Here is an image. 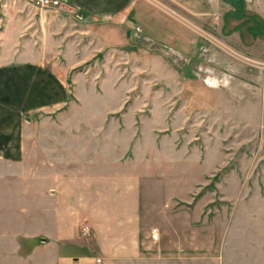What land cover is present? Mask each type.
I'll list each match as a JSON object with an SVG mask.
<instances>
[{"label":"rangeland","instance_id":"obj_1","mask_svg":"<svg viewBox=\"0 0 264 264\" xmlns=\"http://www.w3.org/2000/svg\"><path fill=\"white\" fill-rule=\"evenodd\" d=\"M140 1L192 34L197 56L181 54L171 46H157L135 25L134 30L140 28L141 36L134 37L127 48L141 53L142 59L107 60V53L101 51L81 59V65L71 70L66 69L68 60L62 57L49 60V66L65 68L57 71L65 77L69 100L77 97L115 103L126 98L152 104L166 102L142 107L146 114L141 129L145 140L139 149L130 152L145 163L141 171L143 254L147 260H155L147 264H173V244L181 249L190 247L195 260L206 257L218 245L220 249L222 238L227 253L223 260L239 258V253L246 256L255 248L258 253L250 257L264 259V253H259L260 248L264 249V35L258 38L257 45L252 42V51L239 48L233 42L225 43L214 28L179 9L173 7L170 13L164 0ZM243 1L252 11L245 8L247 15L241 18V31L246 39L253 40L247 34L253 26L249 18L255 15L264 20V0ZM78 43L82 46L85 42L80 38ZM256 47L259 53L254 55ZM221 56H226L227 64ZM121 66L124 70H109ZM92 81L97 93L87 84ZM186 98L195 100L191 137L199 153L194 154L193 162L176 164L173 128L177 124L173 110L180 107L168 102ZM203 101L210 105L209 113H203ZM39 115L24 116L29 121L23 119L22 124L13 119L8 122L11 130L25 134L17 153L0 154V264H78L72 258L82 255L80 249L70 247L59 256L54 246L44 243L43 229L54 235L60 221H45L42 215L47 195L41 167L37 166L41 161L40 137L35 139V135L31 140L29 135L31 131H41ZM186 124L185 119L179 121L182 144L186 141ZM154 126L162 127L156 131L157 139L149 132ZM26 132L29 139L25 138ZM15 156L18 160L12 158ZM31 165L35 170H28ZM152 229H157V240L150 237ZM232 244L236 246L232 248ZM231 248L240 252L229 253ZM94 255L95 252L92 259Z\"/></svg>","mask_w":264,"mask_h":264},{"label":"crops","instance_id":"obj_2","mask_svg":"<svg viewBox=\"0 0 264 264\" xmlns=\"http://www.w3.org/2000/svg\"><path fill=\"white\" fill-rule=\"evenodd\" d=\"M164 1L170 13L173 7L177 8L204 26L214 28L225 43L233 42L252 51V42L257 45L258 38H262L244 29L254 38L246 39L241 31L242 20L232 17V7L221 0ZM61 2L60 8L40 12L22 0H0V154L12 155L22 146L25 133L11 130L8 123L11 119L22 124L23 119L29 121L24 116L41 114V131H31V138L26 132L25 138L40 137L37 144L41 161L37 166L41 167L42 186L48 196L43 219L60 221L54 235L43 229L44 243L54 246L59 256L70 247L80 249L82 255L72 258L78 264L153 263L155 260H147L143 254L146 248L141 217V171L145 170V163L130 152L139 149L145 140L141 129L146 114L142 107L162 106L166 102L159 100L152 104L126 98L115 103L77 97L69 100L65 77L57 71L65 68H56L54 64L50 67L49 60L62 57L68 60L66 69L71 70L81 65V59L94 57L101 51L107 53V60L142 59L141 53L127 48L134 40L135 25L157 46H171L187 56H197V42L182 26L173 24V20L140 0ZM245 8L252 11L248 3ZM80 38L85 42L82 46L78 43ZM258 53L256 47L253 54ZM221 58L228 63L226 56ZM120 68L109 70H124L123 66ZM233 70L244 69L233 67ZM87 84L97 93L93 81ZM168 103L180 107L173 110L177 124L173 128V163L188 164L199 153L191 137L195 100L173 99ZM202 107L203 113H209L208 103L203 101ZM183 119L187 124L186 141L182 144L179 121ZM161 128L150 129L151 137H158L156 131ZM12 158L18 160L16 156ZM28 170H35V166ZM84 227L89 231L85 240L80 235ZM222 234L225 236L226 232ZM223 241L224 238L220 249L216 244L218 247L212 253L197 260L193 259L190 247L181 249L173 244V264H264V259L250 257L258 253L256 248L244 256L232 249L235 244L229 253H239L240 257L223 260L227 254ZM260 251L264 253V249ZM59 256L57 260L61 259Z\"/></svg>","mask_w":264,"mask_h":264},{"label":"built area","instance_id":"obj_3","mask_svg":"<svg viewBox=\"0 0 264 264\" xmlns=\"http://www.w3.org/2000/svg\"><path fill=\"white\" fill-rule=\"evenodd\" d=\"M19 1H21V0H19ZM22 1H24L28 5L36 8L40 12H45V11L50 10V9H57V8H60L62 5L61 0H22ZM162 7L165 8V6H162ZM141 33H142V31L140 30V28H135V30L133 31V36L134 37H140ZM81 235L84 237L89 236V231L86 227L81 229ZM150 237L152 240L158 239L157 229L151 230V236ZM97 262H99V261H97Z\"/></svg>","mask_w":264,"mask_h":264},{"label":"trees","instance_id":"obj_4","mask_svg":"<svg viewBox=\"0 0 264 264\" xmlns=\"http://www.w3.org/2000/svg\"><path fill=\"white\" fill-rule=\"evenodd\" d=\"M226 3L230 4L233 8V11L230 13L232 17L241 19L247 15L245 13V4L243 0H223ZM253 23V26L248 28V31L254 36H263L264 35V20H261L259 17L253 15L249 18ZM260 27V28H259Z\"/></svg>","mask_w":264,"mask_h":264}]
</instances>
